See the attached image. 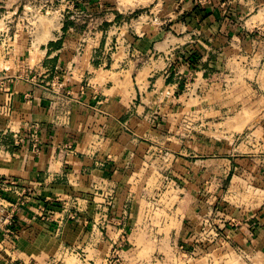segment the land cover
I'll return each mask as SVG.
<instances>
[{"label":"crops","instance_id":"obj_1","mask_svg":"<svg viewBox=\"0 0 264 264\" xmlns=\"http://www.w3.org/2000/svg\"><path fill=\"white\" fill-rule=\"evenodd\" d=\"M250 92L264 0H0V264H264Z\"/></svg>","mask_w":264,"mask_h":264},{"label":"rangeland","instance_id":"obj_2","mask_svg":"<svg viewBox=\"0 0 264 264\" xmlns=\"http://www.w3.org/2000/svg\"><path fill=\"white\" fill-rule=\"evenodd\" d=\"M138 1H141V3H148L150 0H122V3L123 4H132V3H137ZM248 101H249V105H256V106H264V99L263 98H259L257 96H255V94H253V92H250L249 93V98H247ZM247 99H244V100H247ZM235 100V99H234ZM236 103L240 102L241 101H235ZM262 116L264 115H257V114H250L249 117H250V120L253 121V119L257 120L259 117L261 118ZM160 260V258L156 255L155 256V263ZM185 264L182 260L181 261H176V264ZM190 264H193V261H190Z\"/></svg>","mask_w":264,"mask_h":264},{"label":"built area","instance_id":"obj_3","mask_svg":"<svg viewBox=\"0 0 264 264\" xmlns=\"http://www.w3.org/2000/svg\"><path fill=\"white\" fill-rule=\"evenodd\" d=\"M0 191H10L9 184L6 180L0 179Z\"/></svg>","mask_w":264,"mask_h":264}]
</instances>
